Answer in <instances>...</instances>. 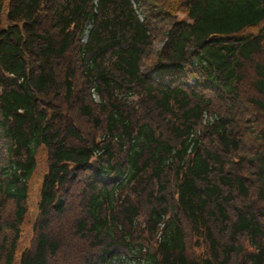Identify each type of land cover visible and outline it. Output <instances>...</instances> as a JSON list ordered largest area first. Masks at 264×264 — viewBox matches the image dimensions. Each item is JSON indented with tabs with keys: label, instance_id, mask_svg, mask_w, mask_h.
<instances>
[{
	"label": "trees",
	"instance_id": "16d2710c",
	"mask_svg": "<svg viewBox=\"0 0 264 264\" xmlns=\"http://www.w3.org/2000/svg\"><path fill=\"white\" fill-rule=\"evenodd\" d=\"M59 255L264 264V0H0V264Z\"/></svg>",
	"mask_w": 264,
	"mask_h": 264
},
{
	"label": "rangeland",
	"instance_id": "374dc122",
	"mask_svg": "<svg viewBox=\"0 0 264 264\" xmlns=\"http://www.w3.org/2000/svg\"><path fill=\"white\" fill-rule=\"evenodd\" d=\"M161 48L162 45H159ZM47 154L42 153L40 160H39V167L38 170L31 182V198L29 201V215L27 216L26 221L23 224V233H22V238L19 242V248H18V254L20 255L21 252L24 249L30 248L33 245V241L35 239V230H34V219L35 216L37 215V205L39 202V191L41 187V183L43 180V176L46 172L47 169ZM74 193H71L70 199L75 197L77 189L73 188L72 190ZM74 199V198H73ZM75 202V200H73ZM75 212V211H74ZM56 227V226H55ZM53 229V228H52ZM59 231V230H58ZM54 264H63V257L62 255L54 261Z\"/></svg>",
	"mask_w": 264,
	"mask_h": 264
}]
</instances>
